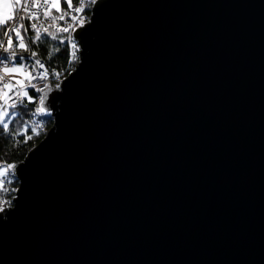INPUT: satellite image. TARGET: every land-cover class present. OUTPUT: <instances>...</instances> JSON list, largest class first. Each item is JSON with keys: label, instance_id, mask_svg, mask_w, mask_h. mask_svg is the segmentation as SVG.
Returning <instances> with one entry per match:
<instances>
[{"label": "water", "instance_id": "95a60500", "mask_svg": "<svg viewBox=\"0 0 264 264\" xmlns=\"http://www.w3.org/2000/svg\"><path fill=\"white\" fill-rule=\"evenodd\" d=\"M72 37L0 264H264V0H97Z\"/></svg>", "mask_w": 264, "mask_h": 264}, {"label": "snow or ice", "instance_id": "6c2138e0", "mask_svg": "<svg viewBox=\"0 0 264 264\" xmlns=\"http://www.w3.org/2000/svg\"><path fill=\"white\" fill-rule=\"evenodd\" d=\"M96 3L97 0H75V3L74 0H63L65 7H62V0H42V4L41 0H0V137L15 141L17 136H26V140H31L33 137L27 134L29 131L39 134L37 129L41 128L42 124L32 117L48 113L43 93L45 89L51 90L52 85L46 82L43 86H38L33 81H49L50 77L59 81L60 72L55 68L50 69L42 62H51L59 48L49 45L50 50L45 56L37 58L39 53L32 45L39 47L40 44H49L48 37L51 41H56L58 33H68L77 25L82 26L84 20L80 19L78 14L84 13L88 5ZM41 7L43 13L39 12ZM41 17L44 21H50L51 25H57L59 22L63 24L55 29L54 34L50 30L51 25L38 26L37 22ZM25 20L29 21L27 26ZM30 30L34 35H29ZM68 39L71 42V37ZM59 43L63 44L64 39L60 38ZM71 47L75 49L76 44L71 43ZM72 56L75 58V52ZM55 88L59 89L60 83H56ZM29 89L41 95L36 97L30 94ZM29 105H33L34 110L31 111L29 119L25 120ZM15 168L14 163L0 162V189H3L6 183H12L9 177L14 175Z\"/></svg>", "mask_w": 264, "mask_h": 264}, {"label": "trees", "instance_id": "16d2710c", "mask_svg": "<svg viewBox=\"0 0 264 264\" xmlns=\"http://www.w3.org/2000/svg\"><path fill=\"white\" fill-rule=\"evenodd\" d=\"M23 34V33H22ZM56 34V33H54ZM29 35H34L31 32H29ZM63 38L64 43L60 44L59 39ZM49 44H40L39 47L36 45H32V48L36 51H38L39 56L43 58L47 51L50 50L49 45H56L59 48V52H55L54 56L55 58L51 62L45 61L46 65L49 66V68H55L58 72H60L61 76H66L71 70L72 67L76 64V58L72 61L70 60V45L68 40L61 34H58V39L56 41H51V38L48 37ZM15 42V38H14ZM27 42V40H26ZM30 94L38 97L40 94L30 91ZM38 103V101H37ZM34 110L33 105L28 106V115L24 117L25 120H28L31 116V111ZM35 121H42L44 128L37 129L38 135L31 133L30 131L27 133L28 135H32L31 140H26V136H17L15 138V141H13L10 138L7 137H0V162L7 161L10 163H16L20 162L24 159L27 152L37 145L45 136L46 131L51 127L52 120L50 118L46 117H32ZM16 127H19V125H16ZM26 140V142H22ZM10 179L12 180L11 186L14 188L18 187V183L16 180H13L10 176ZM14 193V192H12Z\"/></svg>", "mask_w": 264, "mask_h": 264}, {"label": "built area", "instance_id": "2783aa9c", "mask_svg": "<svg viewBox=\"0 0 264 264\" xmlns=\"http://www.w3.org/2000/svg\"><path fill=\"white\" fill-rule=\"evenodd\" d=\"M21 2H23V0H21ZM74 3H75V0H74ZM41 4H42V0H41ZM65 7V6H64ZM91 7L92 5H88L87 8H86V11L82 14H78L80 19L84 20V22H86L88 20V17L90 15V10H91ZM39 12L40 13H43V7H41L39 9ZM56 13L54 12L53 10V15H55ZM29 23V21L25 20V25L27 26ZM38 23V26H40V24H43L45 27H49L51 25V22L50 21H44L43 18L41 17V20L37 22ZM60 24H63V22H59V24L57 25H51L50 26V30H52L54 33H55V29L58 28L60 26ZM80 25H77L73 30H70V32L68 33H58V34H61L63 35L69 42V37H71V42H69V45H70V60L72 61L73 59L76 58L77 60V53H76V49H73L71 47V43H74L73 41V37H72V34L74 32V30H76ZM31 32V30H30ZM32 33V32H31ZM34 34V33H32ZM15 38V37H14ZM75 52V58H73L72 56V53ZM25 55H28L27 53H25ZM37 58H41L39 55ZM42 62H45V61H42ZM74 68V66L72 67V69ZM65 77V76H64ZM63 76L60 75V79L59 81H57V79L55 77H50L49 81H44V80H36V81H33V83H36L38 86H43L44 83H50L52 86H55L56 83H59L61 80H62ZM7 79V78H6ZM47 90V89H45ZM44 90V91H45ZM29 91H34V90H31L29 89ZM41 95V93H38ZM37 117H45L44 115H37ZM41 124H42V127L39 128V129H43L44 128V125H43V122L40 121ZM10 179V177H9ZM13 179V178H12ZM14 180V179H13ZM17 188H14L11 186V183L8 184L6 183L4 188L3 189H0V211L6 209V208H10L13 206V199L15 198V192H16ZM14 192V193H12Z\"/></svg>", "mask_w": 264, "mask_h": 264}, {"label": "rangeland", "instance_id": "374dc122", "mask_svg": "<svg viewBox=\"0 0 264 264\" xmlns=\"http://www.w3.org/2000/svg\"><path fill=\"white\" fill-rule=\"evenodd\" d=\"M62 7H64V5H63V0H62Z\"/></svg>", "mask_w": 264, "mask_h": 264}]
</instances>
